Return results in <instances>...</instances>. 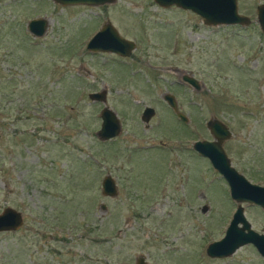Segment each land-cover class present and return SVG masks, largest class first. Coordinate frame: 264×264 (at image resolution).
<instances>
[{
    "label": "rangeland",
    "instance_id": "374dc122",
    "mask_svg": "<svg viewBox=\"0 0 264 264\" xmlns=\"http://www.w3.org/2000/svg\"><path fill=\"white\" fill-rule=\"evenodd\" d=\"M262 3L236 0L247 26H207L153 0H0V211L22 216L16 231L0 232V264H134L139 255L146 264H264L251 244L224 258L205 255L236 203L191 148L211 139L209 118L222 121L230 165L264 186V34L255 20ZM37 17L48 24L32 37L25 25ZM105 20L135 44L128 56L85 49ZM184 73L204 87L180 83ZM101 89L104 102L87 97ZM165 94L188 122L177 120ZM102 106L120 124L105 141L95 135ZM144 106L154 110L146 127ZM105 174L113 197L100 193ZM241 206L264 234V212Z\"/></svg>",
    "mask_w": 264,
    "mask_h": 264
},
{
    "label": "water",
    "instance_id": "95a60500",
    "mask_svg": "<svg viewBox=\"0 0 264 264\" xmlns=\"http://www.w3.org/2000/svg\"><path fill=\"white\" fill-rule=\"evenodd\" d=\"M54 3L64 5H89L99 6L112 4L114 0H52ZM158 6L167 8L171 5L180 9L188 10L200 17L201 22L208 26L218 25H248V16L238 13L236 0H153ZM255 20L260 31L264 34V3L255 7ZM48 20L45 17L32 18L26 22V30L32 37L42 36L47 28ZM134 43L121 37L114 27L106 21L87 40L85 49L91 52L105 51L118 56H128L134 49ZM183 82L199 89L194 78L183 74ZM105 89L96 92H89L87 97L92 101L104 102ZM165 103L174 110V99L170 94L162 96ZM154 114L151 107L145 106L141 112V119L147 123ZM100 124L95 135L100 141L108 140L120 132V124L115 113L106 106L99 110ZM182 121L186 119L176 113ZM205 127L210 133L211 140H196L191 148L201 157L209 162L210 166L226 182L228 194L231 200L236 203L228 224L225 227L223 236L209 242L205 248V255L210 258H224L230 256L237 248L245 244H251L264 262V234L257 233L251 229L245 219L240 203H248L258 206L264 212V186L250 183L243 175L239 174L231 165L226 153L222 148L224 140L231 135L228 127L216 118H209ZM100 193L106 197H113L117 194L115 181L109 174H105L100 181ZM104 205L100 209L104 210ZM22 225L20 212L11 207H4L0 211V232L16 231ZM134 264H146L144 257L137 256Z\"/></svg>",
    "mask_w": 264,
    "mask_h": 264
},
{
    "label": "flooded vegetation",
    "instance_id": "af4514ba",
    "mask_svg": "<svg viewBox=\"0 0 264 264\" xmlns=\"http://www.w3.org/2000/svg\"><path fill=\"white\" fill-rule=\"evenodd\" d=\"M106 21H108V20H105L103 23H102V25L106 22ZM109 22V21H108ZM250 22H251V20H250ZM250 24V23H249ZM101 25V26H102ZM112 25V24H111ZM236 25V24H235ZM235 25H231V26H235ZM100 26V27H101ZM113 26V25H112ZM208 26V25H207ZM218 26H220V25H218ZM223 26V25H222ZM236 26H247V25H236ZM115 29V28H114ZM116 30V29H115ZM96 32V31H95ZM117 32V31H116ZM118 33V32H117ZM175 44V43H174ZM134 46H135V44H134ZM185 75H188V76H190L191 78H194L195 80H196V83H197V85L199 86V89H201V88H203L204 86V83L202 82V81H199L198 79H196L192 74H189V73H184ZM183 75V74H182ZM182 75H180L179 74V81H180V83H183V84H186V85H188L191 89H193V90H195L194 89V87L192 86V85H190V84H188V83H185V82H183L182 81V79H181V76ZM198 89V90H199ZM197 91V90H196ZM172 97H173V99H174V105H175V107H174V110L173 109H171L172 110V112L174 113V115H175V117L177 118V120H179V122L180 123H186V122H188V118L182 113V112H180V110H178V107H177V103H176V101H175V98H174V96L172 95V94H170ZM165 102V101H164ZM167 105V104H166ZM168 106V105H167ZM145 107V106H144ZM143 107V108H144ZM169 107V106H168ZM170 108V107H169ZM143 110V109H142ZM154 111V110H153ZM142 112V111H141ZM176 113H179L180 115H182L185 119H186V122H182L177 116H176ZM153 116V115H152ZM140 119H141V113H140ZM150 119V118H149ZM141 121H142V119H141ZM142 123H143V125H144V127H146L147 126V124H148V122L147 123H144L143 121H142ZM211 139H212V137H211ZM211 139H209V140H211ZM207 140V139H206ZM248 204V203H247ZM240 205H241V203H240ZM249 205V204H248ZM256 206V205H255ZM242 207V206H241ZM242 212H243V209H242Z\"/></svg>",
    "mask_w": 264,
    "mask_h": 264
}]
</instances>
